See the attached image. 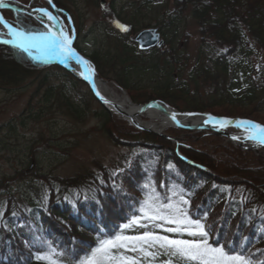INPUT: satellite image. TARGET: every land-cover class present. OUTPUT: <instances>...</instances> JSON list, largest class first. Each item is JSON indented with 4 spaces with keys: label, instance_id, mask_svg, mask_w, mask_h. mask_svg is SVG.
<instances>
[{
    "label": "trees",
    "instance_id": "obj_1",
    "mask_svg": "<svg viewBox=\"0 0 264 264\" xmlns=\"http://www.w3.org/2000/svg\"><path fill=\"white\" fill-rule=\"evenodd\" d=\"M138 1L133 22L120 19L122 11L113 6L112 22L102 19L107 21L103 24L107 51L113 56L108 60L96 54L91 56L98 76L110 79L127 93H134L142 89L132 80L145 75L144 71H151L149 79H158L154 89L157 96L180 93L187 104L186 112L259 119L258 106L264 101V0H172L167 17L156 18L155 27L159 28L164 47L171 45L167 35L179 29L185 12L198 27L203 59L189 72L192 91L189 84L173 81L170 73V65L178 63L174 53L185 48V38L171 49L172 60L163 48L138 52L129 41L128 35L140 29L137 20L140 10H155L154 0ZM25 2L48 6L44 0ZM53 2L59 4L58 0ZM2 14L15 26L43 30L30 17L14 15L11 11ZM113 22L127 23V32H118L115 24L109 26ZM74 48L83 55L77 42ZM186 65L183 57L182 67L177 70L182 71ZM236 72H241L246 79L242 87H237ZM62 78L70 84L61 82ZM78 84L83 83L60 67L38 64L19 50L0 45V92L20 94L31 89L25 109L0 125V134L17 137L18 129L28 122L45 121L54 110L74 120H83L90 114L89 102L94 99L89 91L81 97L75 90ZM201 89H206L203 95ZM96 116L100 132L114 146L127 151L122 164L110 172L103 169L99 179L84 177L69 181L67 187H57L51 177L36 172L38 161L34 148L27 147L22 165L27 166L23 170L33 167L27 173L32 175L24 179L25 171H20L12 178L0 180V264H36L34 256L42 254L38 250H47L42 240L63 254V264H74L96 246L98 239L112 238L119 226L129 221L139 207L138 202L144 199L145 190L141 186L145 183L154 185L161 197L171 194L169 187L183 189L191 200L192 215L199 218L208 214L213 242L218 240L224 245L228 241L226 251L230 254L246 255L252 247L264 244V214L252 209L253 202L233 198L238 191L264 200L261 151L221 144L218 138L204 133H197V141L171 143L153 134L126 128L101 107ZM209 145L213 146L211 150ZM169 164L173 165L172 169L168 168ZM120 170H125L120 175L122 194L112 187L115 182L112 173ZM101 179L104 184L100 183ZM162 183L166 186L160 187Z\"/></svg>",
    "mask_w": 264,
    "mask_h": 264
},
{
    "label": "rangeland",
    "instance_id": "obj_2",
    "mask_svg": "<svg viewBox=\"0 0 264 264\" xmlns=\"http://www.w3.org/2000/svg\"><path fill=\"white\" fill-rule=\"evenodd\" d=\"M10 1L29 9L32 7H46L43 6L42 3H37L35 5L26 3L25 1L27 0ZM99 1L100 0H58L59 4L53 2L56 9L54 13L60 15L61 20L65 21V23H67L68 19L71 20V24H68L67 27L73 30V40L74 42H77L83 56L91 63V56L94 54L107 60L108 58L111 59L113 56L112 52L107 51L108 44L103 36V24L108 20H110L109 22H112L114 19L111 7H115V10L117 11H122V13L119 14L120 19L125 20L126 22H133L135 14L134 11L139 2L138 0H107L103 6H100ZM154 1L156 4L153 12L150 9L145 10V8L140 10V15L137 19L140 29L137 32L142 29L155 28L156 18H166L168 12L171 11L172 0ZM44 2L47 4L46 0H44ZM56 5L60 6V8ZM47 7L50 6L48 5ZM2 12L1 16L7 22L14 25L10 19H6L4 17ZM12 13L14 15L17 14L15 12ZM183 17L184 18L179 25V29L175 30L172 35H167V40L171 41V45L165 47L163 46V51H165L167 57L172 60L171 49L179 46L177 44H180L184 38L186 39V45L183 50L179 51V49L177 50L178 47L176 48L177 51L174 54L177 56L178 63L176 65L171 63L170 73L173 76V78H171L173 81L187 85L189 84L188 86L191 89L190 91H192L193 86L189 83L188 79L189 72L203 59V57L200 54V37L198 34V27L188 12H185ZM102 19L108 20L104 21ZM121 23L113 22V24L111 23L109 26L113 27L115 24V29L118 32H127L121 31L116 26L117 24L124 25L128 30L129 26L127 23ZM109 26L108 28H111ZM136 33L130 35L127 34L129 41L132 42ZM0 38L5 39L8 37L0 34ZM182 56L186 58L187 65L182 71H179L177 69H181L182 67ZM260 61L262 62L263 59L261 58ZM143 74L145 75L132 80L137 87L142 89V91L134 93H127L125 90L118 88L113 81H110V79L108 80L103 79L100 76L98 77L119 97H123L122 91H124L131 104L135 106L145 105L149 102H158L175 113H190L184 111V109L187 108V104L181 99L180 93L174 92L171 94H164L163 98L157 96L154 89L156 88L158 79H149L152 78L153 73L151 71H144ZM242 76L243 74H241V72L240 74L236 72V75H234L237 87H242L246 81V79ZM61 82L70 84L65 78H62ZM66 86L69 87L70 85ZM75 90L79 92L81 97L88 94V89L83 84L76 85ZM205 90L201 89L202 95ZM30 92L31 89L23 91V93L20 94H5L0 92V125L7 123L22 113L26 107ZM159 94L162 95L161 93ZM99 108L100 106L92 100L89 102L90 114L83 120H74L68 116H64L61 111L54 110L45 118V121L40 123L28 122L24 128L18 129L17 137H7L8 135L3 133L0 134V180L3 178H12L20 171L21 173L25 171L24 175H26L24 176V179L32 175H28L27 173L30 172L33 167L30 166V168L23 170L24 168H27V166L24 167L22 165L25 159V151L29 146L34 148V157L38 161V169H36V172L51 177L57 187H67L69 185V181H78L84 177H89L92 180L94 177L101 176L102 171L107 170L110 172L114 170L115 167L120 166L124 157L127 156V151L123 148L114 146L112 142L100 132V121L96 118V112ZM215 111L217 114H221L218 110ZM258 111L259 119L240 115H231V118H240L262 125V121H264V101H262L258 106ZM205 114L209 113L205 112ZM111 117L121 125H124L126 128H133L128 122L121 120L119 116L111 115ZM142 120L147 121L144 117ZM262 126H264V124ZM178 130L181 129L171 128L161 134L168 137L171 143H189L190 140L197 141V133H204L218 138L221 144L228 143L239 147L230 140H227L225 137L217 136L206 130H192L188 131L189 133H183ZM244 131L247 130L244 129ZM223 132L234 135L242 131L235 128L226 129ZM212 147L213 146L209 145L208 149L211 150ZM240 148L244 150L245 147L241 146ZM252 151H261L264 154V148ZM124 171L125 170L116 171L115 173L117 174L113 176L115 180L114 183L117 187L114 188L113 184L112 187L120 194H122L120 175L124 173ZM233 198L243 199L245 202H253L252 209H258L264 214L263 199L240 193L238 191L234 192ZM20 229H22V227H20ZM133 231L142 232L144 229L128 230V232ZM157 231L159 230L157 229ZM250 254H254L252 255L254 264H262V259H264V244L261 243L252 247V249L245 256H249ZM259 257L260 259L257 260Z\"/></svg>",
    "mask_w": 264,
    "mask_h": 264
},
{
    "label": "snow or ice",
    "instance_id": "obj_3",
    "mask_svg": "<svg viewBox=\"0 0 264 264\" xmlns=\"http://www.w3.org/2000/svg\"><path fill=\"white\" fill-rule=\"evenodd\" d=\"M47 5L51 7L31 8V12L37 14L43 25V30L40 31L14 26L0 17V24L7 29L6 35L10 37L0 40V43L11 45L33 60L55 57L62 63L75 60L78 64L87 65L88 62L81 59L72 46L73 30L67 27L71 20L68 19L65 23L60 15L54 14L53 0H47ZM3 6L4 0H0V7ZM116 26L121 31H127L124 25ZM176 116V113H172L171 119L176 121ZM210 121L213 126L219 124L221 127L232 123L215 117H208L204 123L208 124ZM235 123L237 126H246L249 134L245 139L264 145V126L248 120ZM168 168L172 169L173 165L169 164ZM116 174L112 173L113 176ZM100 183L104 184V181L101 179ZM113 186L117 187L115 183ZM165 186L160 184V187ZM141 187L145 190L144 199L138 202L139 207L129 221L121 224L112 238L98 239L96 246L74 264H254V254H230L226 251L228 241L224 245L218 240L213 242L214 233L207 224L208 214L194 217L191 213V200L183 189L177 191L174 187H169L168 192L171 194L161 197L151 183H145ZM132 229L144 231L126 234ZM42 243L47 246V250H38L42 254L34 256L36 264H63V254L49 242L42 240Z\"/></svg>",
    "mask_w": 264,
    "mask_h": 264
},
{
    "label": "water",
    "instance_id": "obj_4",
    "mask_svg": "<svg viewBox=\"0 0 264 264\" xmlns=\"http://www.w3.org/2000/svg\"><path fill=\"white\" fill-rule=\"evenodd\" d=\"M8 1H10V0H8ZM106 1L107 0H100L99 1V5L100 6H103ZM22 8L24 9L22 11L14 10L13 8H9V7H6L5 10L14 11V12H16L18 14L25 15L27 17H30V18L34 19L33 15L31 14V9L26 8L24 6H22ZM55 11H56V9L54 10V12ZM0 17H2V16H0ZM38 24H40V23H38ZM0 25L3 27L2 24H0ZM5 36H7V35H5ZM9 38L10 37H8V39ZM0 40H4V39H0ZM132 42L136 45L137 50L139 52H148L150 50H160L162 48V46H163V40L161 39V36H160V33H159L158 28H148V29H143V30L139 31L138 33H136L134 35V37L132 39ZM73 43H74V40L72 42V46H73ZM0 45L5 46V47H8V48H13L11 45H5L3 43H0ZM74 50L76 51L77 55L81 59L87 61L91 65L92 69H94L93 64L86 57H84L83 55H81L75 48H74ZM31 60L33 62L38 63V64L56 65V66L62 68L63 70H65L68 74H70L72 77H74L76 80H78L79 82L83 83L87 87V89L90 92V94H91L92 98L94 99V101L104 111H106L110 116L111 115H117V116L120 117L121 120L128 122L130 124V126H132L133 128H135V129H137L139 131H144V132L153 134L155 136H158V137H161V138L170 140L168 137L162 135L161 133H157V132H155L153 130H150L148 128H145V127H143V126H141L139 124L134 123L133 121L129 122L130 119L133 118V115H130V114L126 113L118 105L111 103L107 99L96 95V93L94 92V89H93L92 82H91V80L88 77H86V76H83L81 78L77 77L72 71H70V69L68 67H66V65H64V63L55 60L54 57L47 58L46 60H33V59H31ZM94 72H95V70H94ZM95 74H96V72H95ZM122 94H125V92L122 91ZM126 99L129 101V103H131L130 100H129V98L127 96H126ZM149 105H151V107H149ZM133 106H135V105H133ZM136 107H137L139 113H144L148 109H153V110H157V111H159V112H161V113L169 116L170 118H171L172 113H175L171 109L163 106L162 104H160L158 102H149V103H147L145 105L136 106ZM176 114H177L176 121H173L171 119L174 122V128L175 129H183V130H189V131H192V130H194V131L206 130L208 132H212L213 134H215L217 136L225 137L227 140H230L229 139V136H232V134L224 133L223 131L225 129H228V128H240V127L246 129V126H237V124L235 123L236 121H243L244 120V119H240V118H218V117H215L217 119H227V120L232 121L231 124L226 125L224 127H221L219 124H216L215 126H213V122L212 121H210L208 124H205L204 123V121L206 119H208V117H213V116H211L209 114H205V113H193V112H191V113H176ZM188 114H191V115H188ZM178 118H202L203 119V123L201 125H199L198 127H186V126H181L178 123ZM236 145L239 146V147H241L238 144H236ZM244 150H251L252 151L253 149L244 148Z\"/></svg>",
    "mask_w": 264,
    "mask_h": 264
},
{
    "label": "bare ground",
    "instance_id": "obj_5",
    "mask_svg": "<svg viewBox=\"0 0 264 264\" xmlns=\"http://www.w3.org/2000/svg\"><path fill=\"white\" fill-rule=\"evenodd\" d=\"M6 7L13 8L14 10L22 11L24 10L21 5L11 2L8 0H4V6L0 7V15L1 11H4ZM34 19L40 23V18L36 13H32ZM55 14V13H54ZM41 24V23H40ZM42 25V24H41ZM43 27V25H42ZM7 30L0 25V34H6ZM55 60L61 62L58 58ZM66 67L70 69L77 77L81 78L83 76L88 77L93 85L94 92L96 95L103 97L110 101L113 104L118 105L121 109H123L126 113L133 115V118L130 119L129 122L133 121L136 124H139L145 128L153 130L157 133H163L168 129L174 128V122L171 118L157 110L148 109L144 113H139L136 106H133L126 99V95L122 94L123 97H119L112 89L108 87V85L99 79V77L95 74L94 69H92L91 65L87 63V65H81L76 63L75 60H70L64 63ZM110 108V107H109ZM146 118L147 121L142 120V118ZM178 123L181 126L186 127H198L203 123L202 118H178ZM242 132H238L232 136H229L231 142L243 146L245 148H250L253 150H257L259 148H264V145L258 144L254 140H247L245 137L249 134L248 131H244V128H238ZM232 137H238V139H232Z\"/></svg>",
    "mask_w": 264,
    "mask_h": 264
}]
</instances>
